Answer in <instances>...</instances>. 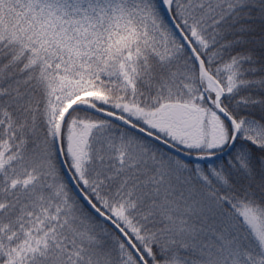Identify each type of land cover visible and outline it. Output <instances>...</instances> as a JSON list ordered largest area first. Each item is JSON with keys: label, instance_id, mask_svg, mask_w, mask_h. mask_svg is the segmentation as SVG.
Listing matches in <instances>:
<instances>
[{"label": "snow or ice", "instance_id": "obj_1", "mask_svg": "<svg viewBox=\"0 0 264 264\" xmlns=\"http://www.w3.org/2000/svg\"><path fill=\"white\" fill-rule=\"evenodd\" d=\"M0 264H264V0H0Z\"/></svg>", "mask_w": 264, "mask_h": 264}]
</instances>
